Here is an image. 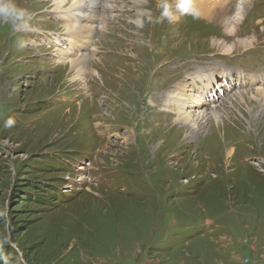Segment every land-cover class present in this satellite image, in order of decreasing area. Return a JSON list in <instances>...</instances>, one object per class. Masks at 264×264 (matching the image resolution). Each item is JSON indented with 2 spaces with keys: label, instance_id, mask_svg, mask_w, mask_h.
Here are the masks:
<instances>
[{
  "label": "rangeland",
  "instance_id": "obj_1",
  "mask_svg": "<svg viewBox=\"0 0 264 264\" xmlns=\"http://www.w3.org/2000/svg\"><path fill=\"white\" fill-rule=\"evenodd\" d=\"M89 1L16 0L34 30L0 25V256L264 264V0H249L231 33L218 16L177 13L175 0L171 22L149 20L164 0ZM222 65L245 77L215 74L189 109L203 111L190 134L166 93L184 83L191 96L190 75Z\"/></svg>",
  "mask_w": 264,
  "mask_h": 264
},
{
  "label": "bare ground",
  "instance_id": "obj_2",
  "mask_svg": "<svg viewBox=\"0 0 264 264\" xmlns=\"http://www.w3.org/2000/svg\"><path fill=\"white\" fill-rule=\"evenodd\" d=\"M85 1L86 0H78V2L82 4L85 3ZM208 1H209L208 3L207 1H204L203 3H201L202 1L201 2L197 1L199 5L200 4L205 5L204 8L202 7L199 9V15L206 16L208 18L210 17L216 18L218 16V18L221 19V21L223 22L224 29L227 33H231L235 31L236 27L238 26V24L243 18L244 12L247 7V3H249V0H208ZM95 2L96 0H90L89 2H87L88 8L93 9L94 5L96 4ZM74 3L76 4L77 2H74ZM176 3H177V0H175V4ZM195 6H197V3L195 4ZM176 12L178 13L177 10ZM65 26H67V28H70V27L73 29L76 28V26L74 25L73 26L65 25ZM77 30L78 29L76 28L75 31ZM213 41L214 42L212 43L213 44L215 43V46L216 45L218 46V43L215 40ZM233 45L248 46L250 45V41L243 40L241 42H235ZM227 48H230V47L227 46ZM78 58L80 57L72 58V59L70 57L68 58V62L71 64L73 68H76V71H74L75 72L74 77L77 78V80H80L82 73L77 67L79 63V60H77ZM218 72L221 74L222 78H224L225 80H227L228 78H232L233 74L240 75V78L245 77V74L243 72L239 70H231L230 68L224 67L223 65L219 66L216 72L213 71L211 68H197L193 72V74L190 75L189 77L190 80H192V84L195 88L194 91L191 92V96H189L188 95L189 93H187V91L185 90L183 86L184 83H177L172 88H170L169 91L166 93V96L163 100L164 101L163 108L168 109V111L170 110L172 113H174L176 116L175 117L176 120L182 123L183 125L187 126L188 132L190 134H193L194 131L196 132V130L198 129L197 119L200 115H203V111H196L194 114L191 112L192 110H189V109L195 108V107L197 108L198 106L202 105L200 103V100L203 97V94L206 95L209 91V88L215 83V74ZM262 92L264 93V90H262ZM240 96L242 95L240 94ZM188 99H191V102H190L191 106L186 105V103L188 102ZM213 114L216 116L215 111L213 112ZM216 119H217V116H216Z\"/></svg>",
  "mask_w": 264,
  "mask_h": 264
},
{
  "label": "clouds",
  "instance_id": "obj_3",
  "mask_svg": "<svg viewBox=\"0 0 264 264\" xmlns=\"http://www.w3.org/2000/svg\"><path fill=\"white\" fill-rule=\"evenodd\" d=\"M161 8V17L157 21H151V18L149 17L150 22H162L163 19H168L169 22H171L174 19L171 5L167 0H164ZM176 9L181 14H188L193 16V18H198L199 16V10L195 6L193 0H177ZM34 16L35 14L33 12L25 7H21L16 0H0V25L8 26L10 29V36L34 30L32 25ZM142 17L143 13H139L136 18H129V23L134 24L138 29L142 28L144 25V19ZM17 43L20 48L25 46V41L22 39H19ZM140 43H145V41L141 40ZM14 123L15 120L12 117H9L4 121V127H12ZM6 215V212H0V217ZM4 242H7V240ZM0 246H2V243H0ZM0 259L3 260L4 264H9L7 258L0 256ZM21 264H25L22 254Z\"/></svg>",
  "mask_w": 264,
  "mask_h": 264
},
{
  "label": "crops",
  "instance_id": "obj_4",
  "mask_svg": "<svg viewBox=\"0 0 264 264\" xmlns=\"http://www.w3.org/2000/svg\"><path fill=\"white\" fill-rule=\"evenodd\" d=\"M254 246H255V245H254V244H252L251 248H252V249H254Z\"/></svg>",
  "mask_w": 264,
  "mask_h": 264
}]
</instances>
